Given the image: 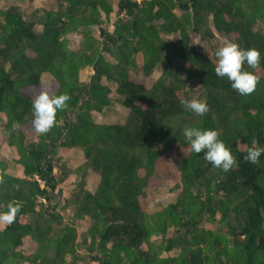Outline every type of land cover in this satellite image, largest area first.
Instances as JSON below:
<instances>
[{"label":"trees","instance_id":"16d2710c","mask_svg":"<svg viewBox=\"0 0 264 264\" xmlns=\"http://www.w3.org/2000/svg\"><path fill=\"white\" fill-rule=\"evenodd\" d=\"M52 1L0 8V126L11 153L0 158V211L20 206L0 228V264H264V154L243 159L253 140L264 146V0ZM219 36L260 52L255 68L243 66L259 77L250 95L216 77L214 47H194ZM110 84L129 109L123 123L93 119L111 103ZM41 90L70 100L48 133L27 139ZM182 99L209 111L196 116ZM184 126L215 129L237 166L224 172L191 152ZM76 147L74 180L63 157ZM88 168L99 175L93 191ZM159 184L177 196L151 212Z\"/></svg>","mask_w":264,"mask_h":264},{"label":"clouds","instance_id":"9594fccd","mask_svg":"<svg viewBox=\"0 0 264 264\" xmlns=\"http://www.w3.org/2000/svg\"><path fill=\"white\" fill-rule=\"evenodd\" d=\"M214 56L216 63L214 73L218 78H226L231 83V88L241 96H247L256 89L259 77L252 72L243 70V66L255 68L260 61V52L255 48H241L235 42H226L218 47ZM70 96L67 93L59 95L47 90L39 91L31 103V125L36 133L43 135L56 124V113L67 107ZM180 103L196 116L203 117L209 111L206 100L189 99ZM185 141L190 145L193 153L203 152V158L214 168L224 172L237 166L236 158L219 138L215 129H201L199 127H182ZM264 146L252 141L243 159L250 164H258ZM20 211L19 205H9L7 211H0V228L11 225L16 214Z\"/></svg>","mask_w":264,"mask_h":264},{"label":"rangeland","instance_id":"374dc122","mask_svg":"<svg viewBox=\"0 0 264 264\" xmlns=\"http://www.w3.org/2000/svg\"><path fill=\"white\" fill-rule=\"evenodd\" d=\"M8 6L18 7L24 13H28L34 8H47V9L54 8V3L52 0H0V8H6ZM169 36L172 39L176 38V36L174 35H168V37ZM226 42L227 40H225L223 36H219L215 40L208 43L201 42L198 40V38H195L194 47L198 50H203V51H206L210 47L212 48L214 47L216 50L218 47L222 46V44ZM69 46L71 49L76 50L79 47L78 39L74 37H70ZM91 73L92 70L86 67L80 71L79 77L81 80L86 81L88 80L89 75ZM160 73L161 71L159 67L154 68L151 72L152 79H156L160 75ZM140 75L141 74H139V76ZM50 78L51 77L49 74L47 73L42 74V80L45 85L50 82ZM184 79L186 81V86L188 88H191L193 91L197 89V83L194 79H187L185 76ZM110 87H111V93H110L111 103L109 107L100 113L94 112L93 119L99 123H123L129 115V109L124 107L122 103L116 101L115 98L117 96L114 91L115 86L110 84ZM194 96H196V93H194ZM5 134L6 133L3 131V128L0 126V158L6 159L10 162L11 153L7 145V135ZM36 134L37 133L35 131L27 132L26 137L27 139H31ZM63 159L66 168L71 171L70 174L72 175L71 178L76 180L77 175H75L72 171L78 164L82 163L84 160L81 149L78 147L71 149L69 153H67L63 157ZM7 171L12 172V169L9 167L7 168ZM84 180H85L84 186L87 189L93 191L98 183L99 175L97 171L88 168L85 172ZM149 192H150V198L148 200V209L151 212L162 208L168 202L173 201L177 196V193L169 192L165 184H159L158 187L149 189ZM75 225L78 231H83L88 225V220L87 219L77 220Z\"/></svg>","mask_w":264,"mask_h":264},{"label":"built area","instance_id":"2783aa9c","mask_svg":"<svg viewBox=\"0 0 264 264\" xmlns=\"http://www.w3.org/2000/svg\"><path fill=\"white\" fill-rule=\"evenodd\" d=\"M138 2L140 1V0H137Z\"/></svg>","mask_w":264,"mask_h":264}]
</instances>
